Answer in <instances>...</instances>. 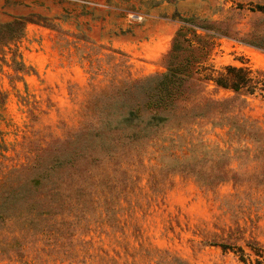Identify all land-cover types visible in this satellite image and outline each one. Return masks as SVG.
<instances>
[{
	"label": "rangeland",
	"instance_id": "obj_1",
	"mask_svg": "<svg viewBox=\"0 0 264 264\" xmlns=\"http://www.w3.org/2000/svg\"><path fill=\"white\" fill-rule=\"evenodd\" d=\"M175 12L241 31L215 39L204 74L264 71V51L240 39L264 32V0H0V23L29 19L20 39L0 44V187L80 153L50 174L61 198L75 201L45 218L57 232L13 241L0 264H264V136L244 141L225 119L196 117L191 92L151 140L107 150L87 135L69 141L99 122L106 94L166 70L181 26ZM256 85L244 112L264 124V84ZM202 90L234 95L213 80ZM85 142L93 145L80 151ZM38 154L39 167L12 172ZM222 170L229 174L219 181ZM9 223L12 235L18 226Z\"/></svg>",
	"mask_w": 264,
	"mask_h": 264
},
{
	"label": "trees",
	"instance_id": "obj_2",
	"mask_svg": "<svg viewBox=\"0 0 264 264\" xmlns=\"http://www.w3.org/2000/svg\"><path fill=\"white\" fill-rule=\"evenodd\" d=\"M172 18L178 19L181 26L176 30L170 49L164 55L166 70L130 81L121 87L119 95L106 94L111 101L107 109L99 113V122L77 131L69 139L71 143H80L85 139L84 135H87L91 141H98L107 150L151 140L170 119L176 105L185 101L191 92L195 94L193 107L199 109L196 117L216 115L220 121L226 120L232 132L231 136L244 141L260 142L259 138L264 136V124L244 111L248 107L247 97L254 95L258 90L256 84H264V79L254 76L253 73L264 76V71L228 65L224 68L225 72H217L215 76V71L212 74H204L200 70L207 62L215 39L223 36L237 37L241 31L231 29L226 21L182 16L178 12L173 13ZM28 20L27 17L20 16L12 21L0 23V44L6 45L20 39ZM240 39L264 51V32L250 30L243 33ZM207 80H213L218 87L232 90L234 95L223 99L202 97L203 83ZM179 107L183 112L187 104ZM84 144L80 151L93 145L91 142ZM79 154L76 151L69 157L55 158L49 171L41 172L24 184L0 187V253L8 252L7 247L13 241L19 242L21 239L38 238L57 232L54 226L44 223L45 218L58 214L59 209L63 210V207L69 203L73 205L75 201L71 200V196H67V203L61 198L62 185L51 180L50 174L70 163L73 157ZM105 154L112 155L110 151H105ZM41 155H36L33 161L12 172L19 177L23 172L39 167ZM228 174V170H222L217 178L223 181ZM44 183L49 185L45 191H40L39 188ZM8 221L18 226L13 229L12 235H9ZM221 246L226 249L230 245L221 243ZM15 253L20 258L23 255V251ZM9 254L10 252L7 256H10Z\"/></svg>",
	"mask_w": 264,
	"mask_h": 264
}]
</instances>
